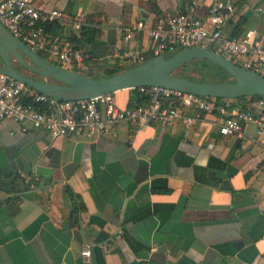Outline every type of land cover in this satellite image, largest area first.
I'll return each instance as SVG.
<instances>
[{"label": "crops", "instance_id": "crops-1", "mask_svg": "<svg viewBox=\"0 0 264 264\" xmlns=\"http://www.w3.org/2000/svg\"><path fill=\"white\" fill-rule=\"evenodd\" d=\"M218 1L34 0L100 30L95 42L75 39L70 26L56 36L89 54L75 69L93 78L130 66L127 51L152 55L150 36L135 30L125 40V27L192 5L206 21ZM225 1L235 7L227 34L256 30L264 39V0ZM113 95L122 108L137 102L130 88ZM26 126L1 120L0 264H264V144L255 123L245 137L222 134L212 114L191 126L122 122L95 138L53 139ZM70 190L84 204L75 223Z\"/></svg>", "mask_w": 264, "mask_h": 264}, {"label": "built area", "instance_id": "built-area-1", "mask_svg": "<svg viewBox=\"0 0 264 264\" xmlns=\"http://www.w3.org/2000/svg\"><path fill=\"white\" fill-rule=\"evenodd\" d=\"M194 10L192 5L186 10L157 16L153 21L138 20L124 28V38L130 40L135 30L145 31L151 38L152 58L160 54L172 55L184 47L210 48L212 44H219L223 56L264 76V39L256 30H248L238 36H230L224 30V25L235 18L232 3L220 0L208 9L206 21L212 24L210 28L206 27L205 20L195 15ZM0 21L33 50L65 68L73 70L89 57L86 51L46 34V22L70 26L77 32L87 25L94 26L83 18L71 17L61 9L42 10L34 0H0ZM124 58L135 65L147 61L143 52L133 54L127 51ZM130 89L147 95L148 100L124 108L118 106L113 93L62 100L42 94L0 71V131L1 120L10 118L23 130L27 129L28 123L45 130L53 139L73 134L95 138L112 135L122 122H133L138 129L152 123L180 121L191 126L212 114L224 135L245 137L246 126L255 123L258 138L264 144V98L243 107L229 101H217L216 97L161 85ZM24 96L31 102L25 103ZM121 233L122 230L118 235ZM103 246L107 252L110 251L109 244ZM82 254L85 257L91 255L89 244L84 246Z\"/></svg>", "mask_w": 264, "mask_h": 264}, {"label": "water", "instance_id": "water-1", "mask_svg": "<svg viewBox=\"0 0 264 264\" xmlns=\"http://www.w3.org/2000/svg\"><path fill=\"white\" fill-rule=\"evenodd\" d=\"M205 58L225 67L233 80L196 81L179 75L188 61ZM33 73L29 74L25 70ZM0 71L36 91L62 100L87 99L140 86H166L196 95L239 98L264 96V76L226 58L209 47H184L171 57L157 55L132 68L104 78H93L65 68L33 50L0 21Z\"/></svg>", "mask_w": 264, "mask_h": 264}, {"label": "trees", "instance_id": "trees-1", "mask_svg": "<svg viewBox=\"0 0 264 264\" xmlns=\"http://www.w3.org/2000/svg\"><path fill=\"white\" fill-rule=\"evenodd\" d=\"M44 28L46 31V34L51 35L53 38H56L58 34L61 32L63 26H61L57 22H46L44 23ZM75 39H82L84 41H89V42H95L100 38V30H98L95 26H85L80 33L74 34ZM152 57L149 56L146 58V60L151 59ZM135 64H131L130 66L120 69V68H112L107 70L106 76L113 75L115 73L124 71L126 69L134 67ZM181 72L178 74L181 76H184L189 79H193L196 81H204V82H228L229 77L231 76L230 73L227 71V69L223 66H221L218 62L216 61H211L205 58H199V59H194L191 61H188L185 63L181 68ZM75 71H78L75 69ZM191 73H195L194 75ZM198 75V76H195ZM134 94L136 95L137 102L136 103H143L148 100V96L137 91L133 90ZM248 96L244 97H239V100L246 99ZM250 100L247 99L248 101L246 104H243V107H247L249 105L248 103L253 102L255 100H258L260 98H264V96L261 95H255V96H249ZM217 101L223 100V98H216ZM23 101L25 103H30L31 99L24 96ZM4 184V183H3ZM70 195L73 197L75 200L73 203V209H74V214H75V219L74 223L76 222L77 214L84 209V204L82 201L76 200L78 195L73 191L70 190Z\"/></svg>", "mask_w": 264, "mask_h": 264}, {"label": "rangeland", "instance_id": "rangeland-1", "mask_svg": "<svg viewBox=\"0 0 264 264\" xmlns=\"http://www.w3.org/2000/svg\"><path fill=\"white\" fill-rule=\"evenodd\" d=\"M151 57H152V56H151ZM166 57H171V54H168ZM179 72H181V69H179L177 73H179ZM191 74L194 75L195 73H191ZM195 76H198V75H195ZM97 77H102V78H103V74H98ZM104 77H105V76H104ZM229 80H233V77L230 76V77H229Z\"/></svg>", "mask_w": 264, "mask_h": 264}]
</instances>
